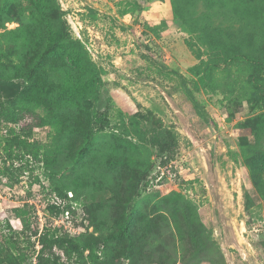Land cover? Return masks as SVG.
Masks as SVG:
<instances>
[{
  "label": "rangeland",
  "instance_id": "1",
  "mask_svg": "<svg viewBox=\"0 0 264 264\" xmlns=\"http://www.w3.org/2000/svg\"><path fill=\"white\" fill-rule=\"evenodd\" d=\"M54 1L55 8L42 21L47 25L41 26L52 33L61 28L85 44L100 80L90 101L82 103V111L108 107L110 125L96 136L91 160L94 170L85 177L89 185L77 198L74 191L59 197L53 189L83 175L69 171L64 173L63 184L59 183L63 175L53 182L50 173L62 171L66 161L59 156L58 164L47 167L45 161L35 158H46L47 150H54L56 143L53 128L43 120L46 113L40 109L26 112L16 124L1 120L0 247L13 240V252L25 255L24 264H37L41 235L56 231L58 236L98 237L88 219L110 223L108 203L113 192L108 180L100 176L108 159L114 164L120 147L117 158L124 154L136 159L139 185L149 178V164L159 163L148 136L138 129L140 126L145 133L139 115L150 109L175 132L179 148L175 160L162 169L148 192L137 186L134 195L143 194V198L136 196L139 206L146 205L150 196L154 202L181 192L196 209L197 223L201 222L215 243L213 264H264V199L245 165L246 155L264 150V135L256 138L251 122L264 113V101H256L264 97V85L256 81L264 75V0ZM21 5L29 15L28 0H21ZM257 6L260 9L254 12ZM18 27L13 22L0 28V51L14 49L1 34ZM21 51L22 61L30 63V51ZM235 55L249 59L233 61ZM57 61L61 71L51 80L58 84L69 76L65 75L67 60ZM19 62L17 57L10 68ZM54 62L41 71L43 77L52 74ZM70 69L69 78L78 81L79 69ZM14 78L24 82L17 70ZM68 110V116L79 112ZM82 125H88L86 117H82ZM13 140L22 145L11 146ZM25 204L33 207L32 215L37 217V223L28 229L17 216V209ZM96 207L104 209L102 216L87 212V208L95 212ZM36 230L38 236L33 235ZM168 250L176 258L175 264L188 260L190 264H211L198 258L191 261L189 252L181 251V243L175 248L168 244ZM53 251L62 264H71L63 251ZM88 254L86 251V258ZM220 257L222 263L216 262Z\"/></svg>",
  "mask_w": 264,
  "mask_h": 264
},
{
  "label": "trees",
  "instance_id": "2",
  "mask_svg": "<svg viewBox=\"0 0 264 264\" xmlns=\"http://www.w3.org/2000/svg\"><path fill=\"white\" fill-rule=\"evenodd\" d=\"M28 2L31 13L26 16L24 13L26 9L21 5V0H0V28L6 29L7 23L19 24L18 29L7 30L1 34L5 42L14 46V49L0 51V122L3 120L6 123L16 124L20 116L26 112H36V109L44 111L46 116L43 120L53 128L56 143L54 150H47L46 158L44 155H35V158L38 162L45 161L47 167L58 164L59 156L66 161L62 171L53 170L50 173L53 182L58 176L63 175V178L58 180L63 184L64 173L69 171H77L78 174L83 175L84 177L75 178L76 180L71 184H63L61 187L57 184L53 189L59 197H67L68 191H74L78 198L81 189L84 190L89 185L85 177L90 174V169L94 170L91 162L94 141L96 136L110 125V108L103 110L99 105L94 110L82 111V103L85 100L90 101L95 83L100 80L85 44L73 40L69 32L62 31L61 28L56 33L48 30L46 32V29H43L42 21L47 18V12L55 8L54 0H28ZM255 8L254 12L260 9L259 6ZM246 10L250 11V9ZM43 25L47 24L43 23ZM25 48L32 56L28 64L22 61L23 57L19 54L20 50L22 49L23 52ZM17 57L20 62L15 64V68H10L11 62L14 63ZM63 58L68 62L65 75L72 76L69 75L70 68L79 69L78 81L67 77L57 84L51 80L56 72L61 71L57 60ZM244 59L248 60L249 57L235 55L232 60L241 62ZM51 61H55L52 74L43 77L42 72L49 67ZM262 68L264 69V65ZM16 70L22 73L24 82L15 81ZM256 81L264 85V75L262 76L261 73ZM250 97L251 93H249ZM256 101L259 104L264 101V97H258ZM72 108L79 112L74 116H68V113L70 114L68 109ZM82 117H86L88 122L86 127L82 125ZM139 119L142 121L145 133L137 123L135 125L144 136L145 134L148 136L159 162L156 166L152 163L147 167L146 174H150L149 178L139 185L136 181L140 174L134 168L139 162L124 154L117 158L116 155L121 147L118 150L114 147V150H117L114 164L111 163L112 158L108 159L107 167L100 174L102 180H108L113 192L108 203L110 223L102 224L88 219L94 227V232L99 233L98 237L94 234L88 237L83 234L78 237L67 234L58 236L56 231L51 235L47 233L41 235L39 242L42 248L37 256V264H62L60 257L53 251L54 248L63 251L71 264H175L176 258L168 250V244H172L175 248L178 243H181V251L189 252L191 261L198 258L214 263L212 250L215 243L210 235L206 234L201 222L197 223L199 216L196 209L181 192H172L155 199L154 202L153 197L146 196L148 197V202L144 201L146 205L139 206L136 196L143 198V194L138 192L134 195L137 186L139 185L140 191L148 192L151 184L161 175L162 169L168 168L175 160L179 148L175 132L165 126L152 110L145 109L143 115H139ZM251 122L257 131L256 138L262 137L264 113L252 118ZM67 137L70 141L65 142ZM13 141L11 146L22 145L17 140ZM245 165L254 188L264 199V150L246 155ZM154 168L155 172L152 173ZM245 197L250 198L248 193ZM32 210L33 207L28 204L17 209V216L25 229L37 223V217L32 215L35 214L31 212ZM87 212L102 216L104 209L97 208L92 212L87 208ZM33 235L38 236V231L36 230ZM15 245V241L6 240L5 245L0 247V264H24L25 255L13 252ZM86 251L89 252L87 258ZM177 252L178 250L175 249L176 257ZM183 258L186 259L184 254ZM188 261L186 264L191 263ZM216 262L222 263V257Z\"/></svg>",
  "mask_w": 264,
  "mask_h": 264
},
{
  "label": "built area",
  "instance_id": "3",
  "mask_svg": "<svg viewBox=\"0 0 264 264\" xmlns=\"http://www.w3.org/2000/svg\"><path fill=\"white\" fill-rule=\"evenodd\" d=\"M162 172V171H161ZM67 214H69V212H67ZM68 223V227L72 230L73 228L71 227V222H67Z\"/></svg>",
  "mask_w": 264,
  "mask_h": 264
}]
</instances>
